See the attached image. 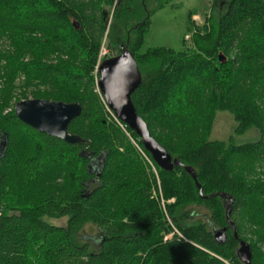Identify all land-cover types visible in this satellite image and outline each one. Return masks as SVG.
Listing matches in <instances>:
<instances>
[{"label": "trees", "instance_id": "trees-1", "mask_svg": "<svg viewBox=\"0 0 264 264\" xmlns=\"http://www.w3.org/2000/svg\"><path fill=\"white\" fill-rule=\"evenodd\" d=\"M167 1L0 0V264H242L236 252L246 236L251 264H264V179L255 173L264 166V0H213L201 28L188 14L191 49L183 39L178 51L137 54L152 13ZM104 40L109 51L119 55L123 46L133 55L141 84L131 101L182 165L171 173L106 106L97 88ZM54 54L62 58L49 60ZM16 81L15 104H79L67 132L81 142L21 123L11 104ZM45 85L70 92L47 95L38 90ZM219 112L235 127L210 141ZM251 130L256 140L236 143ZM143 155L164 201L175 199L164 211L151 197L156 180ZM183 167L194 171L201 196ZM191 206L208 212L206 222L188 216ZM86 227L96 233L81 234Z\"/></svg>", "mask_w": 264, "mask_h": 264}, {"label": "water", "instance_id": "water-1", "mask_svg": "<svg viewBox=\"0 0 264 264\" xmlns=\"http://www.w3.org/2000/svg\"><path fill=\"white\" fill-rule=\"evenodd\" d=\"M97 75V88L106 106L119 122L137 136L154 164L160 170L168 173L182 166L178 160H172L166 150L150 136L147 125L135 111L131 95L140 86L141 75L130 51L121 46L119 55L98 64ZM80 112L81 106L79 104L47 100H25L17 102L14 106L15 116L21 123L40 134H45L66 144H79L81 142L77 136L69 135L67 132L69 124L79 117ZM5 147L6 144L1 141L0 151ZM183 169L191 176L201 196V191L195 181L194 171L189 167H183ZM229 200L231 201V199ZM226 218L228 222V210ZM231 229L234 238H237L234 228L231 227ZM213 236L217 243H223L225 230L214 231ZM238 244L239 247L236 252L238 260L242 264H251L252 252L249 244L241 240Z\"/></svg>", "mask_w": 264, "mask_h": 264}, {"label": "rangeland", "instance_id": "rangeland-1", "mask_svg": "<svg viewBox=\"0 0 264 264\" xmlns=\"http://www.w3.org/2000/svg\"><path fill=\"white\" fill-rule=\"evenodd\" d=\"M212 2L213 0H168L161 9L156 10L155 12L152 13L149 19L150 23L148 29L143 34L142 42L137 50V54L142 55L146 53L148 50L155 48H165V49L178 51L182 49L183 39L185 40L187 47L191 49L192 44L190 41H188L189 35H186L187 33L186 24L188 20V14L190 12L193 14V16L191 17L192 25L196 28H201L202 24L205 22L206 16L210 15L209 9H210V4ZM109 23L110 20H108V25ZM105 42L106 41L104 40L100 51V55H99L101 58L100 61H102V59L104 60V59L112 58L118 54L116 50L109 51L108 49H106ZM48 50L50 52L49 54H52L53 49L49 47ZM59 58L60 56L54 54L51 55V57H49V60H54V59L59 60ZM18 82L20 81H16L15 84H13L14 89L12 88L13 91L11 92L13 98L11 104H13V106H15L14 99H16V95L18 94L17 89H18V85L20 84ZM48 86L49 85H45V87L39 86L38 90L41 91L42 93L46 92L47 95L55 94L57 92H60L62 94L70 92V89L64 90L63 87H53V86L48 87ZM72 92L70 93V95L74 94V96L76 97L79 96L77 93L75 92L72 93ZM261 108H262V113L264 115V106L261 105ZM7 111H9V109ZM109 120L116 121L111 115L109 116ZM234 127H235V123L233 121V118L229 114L225 112L217 113L209 140L210 141L226 140L227 137L230 134H232ZM256 138H257V133L251 130L248 131L245 135L236 138V143L243 144L252 140H256ZM129 142L141 155L142 152L137 147V142L134 141L132 138H129ZM144 160L147 163V166L151 170L156 180V187L152 188L151 197L160 200L161 208L164 211L167 204L175 203V199L172 198L166 202L164 201L161 195L162 192H161L160 181L158 178L157 170L153 166V164L147 159V157H144ZM255 173L258 176L260 174L261 175L263 174L262 178L264 179V166L263 165H261V167L257 166L255 169ZM57 182H54L53 185H55ZM187 211H188V216L190 218L192 217L194 218L195 216L197 220L203 223L206 222L205 220L208 217V212L204 208L200 206H191L188 208ZM53 223L58 226H64L65 220L63 219L59 221H53ZM84 233L94 234L96 232L94 228L90 229L89 227H86L81 234ZM246 240L247 243H249V238L247 236H246ZM262 251L264 254V247L262 248Z\"/></svg>", "mask_w": 264, "mask_h": 264}, {"label": "built area", "instance_id": "built-area-1", "mask_svg": "<svg viewBox=\"0 0 264 264\" xmlns=\"http://www.w3.org/2000/svg\"><path fill=\"white\" fill-rule=\"evenodd\" d=\"M103 54V53H102ZM99 63H100V59H99ZM144 156V155H143ZM145 157V156H144ZM146 159V158H145Z\"/></svg>", "mask_w": 264, "mask_h": 264}]
</instances>
